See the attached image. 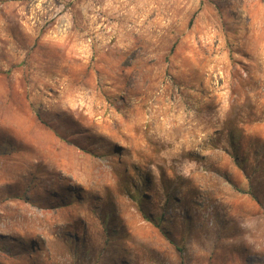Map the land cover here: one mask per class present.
Instances as JSON below:
<instances>
[{
	"label": "rangeland",
	"instance_id": "1",
	"mask_svg": "<svg viewBox=\"0 0 264 264\" xmlns=\"http://www.w3.org/2000/svg\"><path fill=\"white\" fill-rule=\"evenodd\" d=\"M0 264H264V0H0Z\"/></svg>",
	"mask_w": 264,
	"mask_h": 264
}]
</instances>
